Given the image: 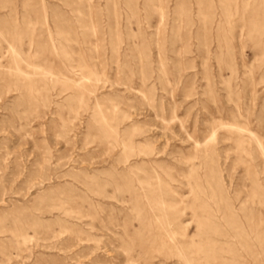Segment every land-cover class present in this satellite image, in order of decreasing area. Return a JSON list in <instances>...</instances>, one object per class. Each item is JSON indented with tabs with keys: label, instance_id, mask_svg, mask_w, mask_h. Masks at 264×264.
<instances>
[{
	"label": "rangeland",
	"instance_id": "rangeland-1",
	"mask_svg": "<svg viewBox=\"0 0 264 264\" xmlns=\"http://www.w3.org/2000/svg\"><path fill=\"white\" fill-rule=\"evenodd\" d=\"M0 264H264V0H0Z\"/></svg>",
	"mask_w": 264,
	"mask_h": 264
}]
</instances>
